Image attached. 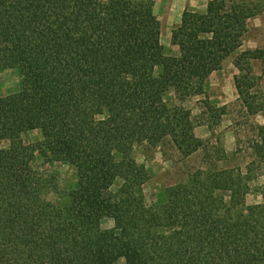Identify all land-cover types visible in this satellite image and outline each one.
Returning <instances> with one entry per match:
<instances>
[{
	"label": "trees",
	"instance_id": "obj_1",
	"mask_svg": "<svg viewBox=\"0 0 264 264\" xmlns=\"http://www.w3.org/2000/svg\"><path fill=\"white\" fill-rule=\"evenodd\" d=\"M261 12L244 0L186 8L171 30L172 55L150 2L0 0V67L21 76L17 92L0 94V264H264V202L245 204L246 176L196 171L153 208L147 172L131 154L135 144L166 140L184 155L196 150L190 111L170 107L165 93L203 94ZM263 55L246 50L235 60L233 84L250 116L264 115L251 65ZM207 110L219 116L225 107ZM32 130L41 140L20 144ZM38 150L75 169L62 203L44 198L28 169ZM104 214L110 229L100 226Z\"/></svg>",
	"mask_w": 264,
	"mask_h": 264
},
{
	"label": "rangeland",
	"instance_id": "obj_2",
	"mask_svg": "<svg viewBox=\"0 0 264 264\" xmlns=\"http://www.w3.org/2000/svg\"><path fill=\"white\" fill-rule=\"evenodd\" d=\"M105 2L106 0H99ZM135 3L150 2L152 12L160 31V41L168 54H176L177 48L171 43V30L175 28L182 12L187 8L204 12L206 0H133ZM256 4L262 12L248 22V30L241 47L229 56L222 67L213 72L205 81L204 93L196 94L179 101L173 90L165 93L170 107L182 106L189 110L193 132L198 147L189 155L180 153L169 140L156 146L146 142L133 146L132 157L147 172L143 185L144 200L147 206L158 208L165 200L166 190L184 184L189 175L196 171H239L248 178L247 206L264 202V150L258 151L254 144L261 143L260 133L264 115H248L238 99L233 84L237 74L235 60L246 50H264V0H244ZM253 47V48H252ZM254 74L258 77L257 94L264 103V55L251 62ZM21 87V76L15 68L0 67V94H12ZM225 107L223 115L209 112L207 107ZM41 140L39 130L21 133L18 142L22 145L34 144ZM6 145V143H5ZM28 169L44 187V198L55 203L64 202L68 191L76 185L75 169L67 163L46 162L41 150L34 153ZM121 179H116L110 187L113 197L119 195ZM114 225L109 214H104L100 226L110 229ZM116 264H125L119 259Z\"/></svg>",
	"mask_w": 264,
	"mask_h": 264
},
{
	"label": "crops",
	"instance_id": "obj_3",
	"mask_svg": "<svg viewBox=\"0 0 264 264\" xmlns=\"http://www.w3.org/2000/svg\"><path fill=\"white\" fill-rule=\"evenodd\" d=\"M250 21V20H249ZM247 28H248V26H247ZM244 41V40H243ZM243 43V42H242ZM253 48V47H252Z\"/></svg>",
	"mask_w": 264,
	"mask_h": 264
}]
</instances>
